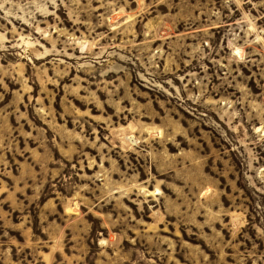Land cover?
<instances>
[{"label":"rangeland","instance_id":"rangeland-1","mask_svg":"<svg viewBox=\"0 0 264 264\" xmlns=\"http://www.w3.org/2000/svg\"><path fill=\"white\" fill-rule=\"evenodd\" d=\"M0 264H264V0H0Z\"/></svg>","mask_w":264,"mask_h":264}]
</instances>
